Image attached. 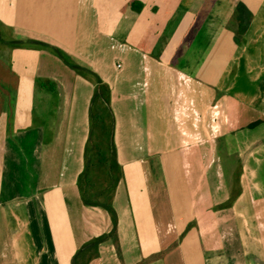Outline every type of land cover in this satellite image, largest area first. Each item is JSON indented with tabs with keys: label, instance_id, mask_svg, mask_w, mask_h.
I'll list each match as a JSON object with an SVG mask.
<instances>
[{
	"label": "crops",
	"instance_id": "crops-1",
	"mask_svg": "<svg viewBox=\"0 0 264 264\" xmlns=\"http://www.w3.org/2000/svg\"><path fill=\"white\" fill-rule=\"evenodd\" d=\"M133 1L143 3L141 13ZM240 2L254 13L242 37ZM172 5L184 17L169 38L164 29L179 17ZM254 5L0 0V21L15 41L59 47L111 86L125 178L115 199L118 239L104 243L92 264H264V90L245 100L235 94L242 83L249 93L264 84V0ZM13 55L16 107L0 126V172L10 183L31 165L39 184L28 197L0 193V264H73L85 243L113 231L110 215L85 207L78 188L95 86L47 50ZM24 56L35 57L27 58L31 73L17 69ZM37 78L57 83L54 106ZM39 94L48 111L37 106ZM223 152L242 161L243 192L233 208L217 210L231 198L215 176L222 179L216 165Z\"/></svg>",
	"mask_w": 264,
	"mask_h": 264
},
{
	"label": "trees",
	"instance_id": "trees-1",
	"mask_svg": "<svg viewBox=\"0 0 264 264\" xmlns=\"http://www.w3.org/2000/svg\"><path fill=\"white\" fill-rule=\"evenodd\" d=\"M129 6L137 13H141L145 8L143 3L139 1H133ZM177 8L176 6L173 7L175 11ZM156 12L161 13L160 9L159 11L156 10ZM237 15L239 35L242 37L245 36L251 26L254 13L246 3L240 2L237 7ZM183 17L184 13L180 12L176 20L171 19L169 21V31L167 34L165 32L166 36L169 38L173 36ZM0 29L8 28L0 21ZM10 36H4L0 31L2 42H5V44L11 42V44H14L13 48H25V42L15 41L13 35L11 34ZM9 38H11V41H8ZM234 40L237 45L242 43L239 37H235ZM31 44L56 55L78 76L95 86V93L90 106V134L85 148L84 170L79 176L78 188L85 207L101 208L110 215L113 222V231L109 234L95 237L85 243L78 250L73 260V264H92V262L100 258V249L104 243L118 239L119 214L115 207V199L119 186L125 178V171L119 162V152L116 143L117 121L112 104V89L98 73L78 64L61 48L40 42H31ZM36 81L43 91L52 94L53 97L59 96L56 82L41 78H37ZM258 125L259 123H254L250 127L254 128ZM243 174V164L240 161L232 187L231 198L227 203L217 207V210L233 208L241 197L243 192ZM192 227V225L188 227L185 236L191 231Z\"/></svg>",
	"mask_w": 264,
	"mask_h": 264
},
{
	"label": "rangeland",
	"instance_id": "rangeland-1",
	"mask_svg": "<svg viewBox=\"0 0 264 264\" xmlns=\"http://www.w3.org/2000/svg\"><path fill=\"white\" fill-rule=\"evenodd\" d=\"M241 1H243V0H241ZM250 1L253 2V3H255L254 6H256L261 0H250ZM174 6H176V5H172L169 8L171 10H174L173 9ZM176 7H178V8H177L176 11L175 10L174 11H175V15L177 16V14L180 13L181 7H179V6H176ZM178 11H179V13H178ZM170 15L172 16V13H170ZM146 19H148V18H146ZM163 23L164 22L161 19L160 21H157L156 22V25L159 26V24H163ZM165 28L166 29H164V31L167 34V32L169 31L168 30L169 26L168 27H165ZM0 31L4 34V36L11 37L10 35L12 34V30H9V29H0ZM153 34H154V32H152L151 37L153 36ZM174 34H175V32H174ZM189 40L191 41V39L190 38L188 39V41H187L188 44L190 43ZM8 41H11V38H9ZM27 44L29 46L26 45V48H16V47L13 48L14 44H11V42L10 43L8 42V44H5V42H2V39H0V66L1 67L2 66H5L6 67L8 65V63H10V65L13 66V60H12V58L14 56L13 53L16 50H19V49L28 50L29 47L32 50H39V48L33 46L31 43L28 42ZM140 46L143 47V48L146 47V45L144 43H142ZM27 58H35V57L24 56V58L21 57L18 60V65H17L18 68L17 69H19V71L21 73H25V74L31 73L32 67L30 65H28V63L30 61H34V60H32V59H29L28 60ZM214 60L215 59L212 58V59L209 60V62L210 63H214ZM218 64H220V63H218ZM65 66H67V65H65ZM68 70L72 74L76 75L75 71H73L71 68L68 67ZM221 70H222V66H221V69L219 71H221ZM234 70H237V69H234ZM247 73H248V70L246 71V73L244 75H246ZM215 78H216V71L213 70L209 74V80H212V79H215ZM242 78H245V77H242ZM263 87H264V84H262V82H257L254 85V87L253 86L251 87V89L253 91L249 93V91H248L249 89H247V85L244 84V83H242V85H239L236 88L235 94H237L239 92L240 93V98L241 99H244V100L247 99V98H257L256 96H259V93L264 90ZM59 98H60V96L54 97V101L52 102V105L53 106H54V102L55 101H58ZM41 100H42L41 99V95L39 94L37 96V102H36L37 103V106H39V109L41 108V106H43V110L44 111L45 110L48 111L49 110L48 109V104L47 103H44V104L41 103ZM239 104L241 105V108L244 107V104H242L240 101H239ZM55 111H57V109ZM243 114H245V116H246V113L245 112ZM248 120H249V117L246 116V117L242 118V121L241 122H242V124H245V122H247ZM222 144H223V142L222 141H219L220 148H221V145ZM221 155H222L221 156L222 161H219L218 164L216 165V167L219 169V171H221L223 173V176H222V179H221V174L219 172H216V175L215 176L217 178V184L218 183H222V182L223 183H226L227 188L230 190V192H232V187L234 185L235 175H236V172H237L238 167H239V161L236 159V157H228L225 154V152L221 153ZM12 169H14V170H10V171H13L14 172L15 169H20V168L18 166H15V168H12ZM163 170H164V168L160 166V168H159V176H160V178H162L164 180L165 178L163 176ZM13 175H14L13 176V182L6 183L5 182V179H6L5 178V174L0 172V193H1L2 197L7 198V195H8L6 193L7 191H10V194L11 195H16V196L17 195H22V196H25V197H28L30 195H33L36 192L37 186L39 184L38 175L35 174V170L31 167V165H30V169L29 170H26L24 173L22 171H20L19 174L18 173H14ZM186 178H187V181L189 183L190 176L187 175ZM166 211H168L167 204H166Z\"/></svg>",
	"mask_w": 264,
	"mask_h": 264
},
{
	"label": "flooded vegetation",
	"instance_id": "flooded-vegetation-1",
	"mask_svg": "<svg viewBox=\"0 0 264 264\" xmlns=\"http://www.w3.org/2000/svg\"><path fill=\"white\" fill-rule=\"evenodd\" d=\"M16 89L15 75L10 66H0V126L16 107Z\"/></svg>",
	"mask_w": 264,
	"mask_h": 264
},
{
	"label": "built area",
	"instance_id": "built-area-1",
	"mask_svg": "<svg viewBox=\"0 0 264 264\" xmlns=\"http://www.w3.org/2000/svg\"><path fill=\"white\" fill-rule=\"evenodd\" d=\"M120 67H121V66H120ZM120 67H119V68H120Z\"/></svg>",
	"mask_w": 264,
	"mask_h": 264
}]
</instances>
